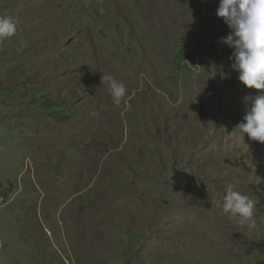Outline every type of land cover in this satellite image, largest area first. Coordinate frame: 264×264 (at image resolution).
<instances>
[{"label":"rangeland","instance_id":"obj_1","mask_svg":"<svg viewBox=\"0 0 264 264\" xmlns=\"http://www.w3.org/2000/svg\"><path fill=\"white\" fill-rule=\"evenodd\" d=\"M219 2L0 0L17 25L0 42V264H264V143L235 130L258 90ZM229 186L254 225L223 211Z\"/></svg>","mask_w":264,"mask_h":264},{"label":"clouds","instance_id":"obj_2","mask_svg":"<svg viewBox=\"0 0 264 264\" xmlns=\"http://www.w3.org/2000/svg\"><path fill=\"white\" fill-rule=\"evenodd\" d=\"M216 15L230 29L220 42L233 50L229 57L231 67L247 88L258 90V94L245 98L246 113L235 130L264 143V0H220ZM16 31V22L11 17L0 16V42L14 36ZM105 81L113 104L119 106L128 94L127 86L112 75L102 76L103 86ZM222 207L225 213L238 217L240 225L255 224V202L232 186L226 189Z\"/></svg>","mask_w":264,"mask_h":264},{"label":"bare ground","instance_id":"obj_3","mask_svg":"<svg viewBox=\"0 0 264 264\" xmlns=\"http://www.w3.org/2000/svg\"><path fill=\"white\" fill-rule=\"evenodd\" d=\"M189 224V223H188ZM188 251V250H187ZM189 253V252H188ZM210 254V253H209ZM194 256V255H193ZM208 258V257H207Z\"/></svg>","mask_w":264,"mask_h":264}]
</instances>
